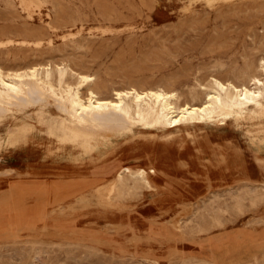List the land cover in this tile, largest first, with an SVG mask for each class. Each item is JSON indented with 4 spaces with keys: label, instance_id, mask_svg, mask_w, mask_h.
Returning a JSON list of instances; mask_svg holds the SVG:
<instances>
[{
    "label": "rangeland",
    "instance_id": "obj_1",
    "mask_svg": "<svg viewBox=\"0 0 264 264\" xmlns=\"http://www.w3.org/2000/svg\"><path fill=\"white\" fill-rule=\"evenodd\" d=\"M261 60L264 0H0L3 73L64 68L71 86L78 74L90 78L83 97L137 86L198 105L218 90L215 82H264ZM31 122L22 141L10 123L0 126V172L14 170L0 175L1 205L28 218L16 232L0 229V264H264L260 127L228 119L124 136L105 149L61 135L52 106L33 111ZM151 148L165 174L150 180L153 192L127 181L103 202L92 188L25 187L35 167L63 166L69 174L57 181L69 182L94 180L105 168H149Z\"/></svg>",
    "mask_w": 264,
    "mask_h": 264
},
{
    "label": "bare ground",
    "instance_id": "obj_2",
    "mask_svg": "<svg viewBox=\"0 0 264 264\" xmlns=\"http://www.w3.org/2000/svg\"><path fill=\"white\" fill-rule=\"evenodd\" d=\"M260 68L264 72L263 60L260 62ZM50 70L51 68L48 67L32 66L25 71L4 74L0 69V126L10 123L11 132L20 141L26 139L28 134L35 130V125L31 122L32 112L45 111L51 106L63 119L64 127L60 131L61 135H70L77 142H91L96 148L107 149L106 147L110 146L113 140L124 136L163 133L170 129L199 126V124L213 126L228 119L237 123L244 120L264 131V82L256 78L250 79L253 81L254 88L234 84L227 88L222 83L215 82L218 90L208 95L205 101L198 105L184 103L179 106L172 93L142 87L139 89L136 88L137 86L113 90L111 98H99L97 93L92 91L93 89L88 90L83 97L81 88L91 81L89 77L78 74L76 83L71 86L65 82L67 69L55 66L54 73ZM60 132L54 133L59 135ZM144 149L142 147L139 152H144ZM155 149L151 148L149 154L146 155L150 157L151 166L149 168L143 165L135 169L121 166L115 172L105 168L94 180L69 182L57 181L60 176L69 174L63 166L52 171L35 167L29 170L34 180L30 183L25 182V187L41 189L38 193L41 191L50 193L56 190L67 193L69 189L92 188L95 195L103 200L109 194H119L123 186L127 185L126 182L130 181L133 185L139 184L143 189L153 192L156 189L150 180L158 173L165 176L163 170L159 168L161 163L156 159ZM254 159L258 163L262 161L256 155ZM13 174L14 170L0 172V175L8 178ZM45 177H53V179H43ZM191 189L194 192L196 187ZM51 199L55 202L60 200L54 197ZM103 202L106 200L104 199ZM27 220L26 217L19 218L15 213H5L0 200V229L3 227L5 231L16 232L17 225ZM149 221L150 219H145L142 222ZM153 231L155 233L158 230L153 227Z\"/></svg>",
    "mask_w": 264,
    "mask_h": 264
},
{
    "label": "crops",
    "instance_id": "obj_3",
    "mask_svg": "<svg viewBox=\"0 0 264 264\" xmlns=\"http://www.w3.org/2000/svg\"><path fill=\"white\" fill-rule=\"evenodd\" d=\"M232 178H233L234 180H236L238 177H237V176H232Z\"/></svg>",
    "mask_w": 264,
    "mask_h": 264
}]
</instances>
